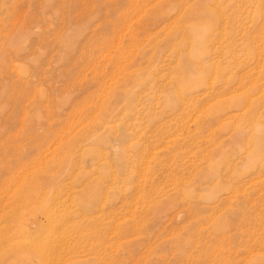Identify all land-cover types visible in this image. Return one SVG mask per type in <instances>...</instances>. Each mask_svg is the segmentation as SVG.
Wrapping results in <instances>:
<instances>
[{"label": "rangeland", "instance_id": "1", "mask_svg": "<svg viewBox=\"0 0 264 264\" xmlns=\"http://www.w3.org/2000/svg\"><path fill=\"white\" fill-rule=\"evenodd\" d=\"M0 264H264V0H0Z\"/></svg>", "mask_w": 264, "mask_h": 264}, {"label": "bare ground", "instance_id": "2", "mask_svg": "<svg viewBox=\"0 0 264 264\" xmlns=\"http://www.w3.org/2000/svg\"><path fill=\"white\" fill-rule=\"evenodd\" d=\"M45 212V211H44ZM43 213V212H42ZM46 213H48V212H46ZM41 215V214H40ZM43 216H45V217H47V215H49V214H47V215H44V213L42 214Z\"/></svg>", "mask_w": 264, "mask_h": 264}]
</instances>
